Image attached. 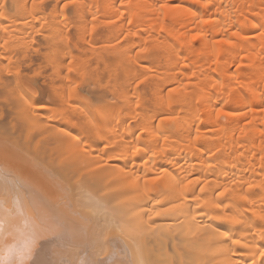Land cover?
<instances>
[{
    "label": "bare ground",
    "instance_id": "1",
    "mask_svg": "<svg viewBox=\"0 0 264 264\" xmlns=\"http://www.w3.org/2000/svg\"><path fill=\"white\" fill-rule=\"evenodd\" d=\"M84 3L87 7L76 26L79 34L82 31L80 44L71 39L67 29L68 39L60 38L58 29L64 26L54 22L59 21L57 12L61 11L56 0H45L35 10L32 0H0V23L9 28L8 33L0 31V62L11 58L12 64L21 59L25 63L28 53L19 43L35 45L37 29L43 25L44 29L38 30L48 50L42 53L41 47L35 46L36 56L42 53L46 64L55 66L54 73L67 80L64 83L74 80L72 72L84 78L64 86L55 97L51 93V100L47 92L50 101L40 108L36 101L44 97L33 95L24 86L31 78L17 76L19 71L12 73L11 68L6 73L1 69L0 117L6 107L11 111L17 106L6 121L13 130L8 132L14 134L20 124L27 129L25 139L30 143L34 135L42 134L55 145L42 142L39 148L40 137L39 145L30 149L18 141V135L20 139L9 138L10 143L0 138V168L22 165L29 169L51 206L70 217L73 228L95 232L96 239L108 224H121L152 260L251 264L255 259L261 264L264 258L249 253L264 248V241L256 235V229L264 226L259 218L264 214V112L260 111L264 107V0ZM161 4L180 7L162 15L158 10ZM202 18L211 22L201 24ZM92 24L96 30L85 40L84 31ZM68 27L73 28L71 23ZM194 35L198 37L195 40ZM13 39L20 41L16 46L23 49L21 53L14 52L13 43L11 52ZM226 40L231 43H222ZM91 61L95 68L89 74L80 66ZM5 75L15 76L13 83ZM140 80L144 83L137 87ZM173 88L177 91L170 95ZM8 94L14 96L13 101ZM66 94L71 96L67 103ZM137 99L139 108L135 107ZM225 100L228 103H223ZM218 106L225 112L243 114L217 118ZM166 116L175 119L161 123ZM6 122L0 123V136L8 138ZM145 127L148 131L142 132ZM154 130L160 135H152ZM161 137H166V142ZM133 146L140 151L133 153ZM188 181L192 183L182 193ZM225 187L229 191L220 196ZM88 193L107 206V223L104 216L82 207ZM77 212L91 222L85 223ZM225 232L242 244H232L222 235ZM50 240L46 259L56 261L66 251H72L69 258L85 256L83 251H73L80 243L78 238ZM243 243L259 247L243 248ZM124 246L123 240H114L112 247L103 249L102 258L107 259L115 248L119 254L114 259H123L119 250ZM100 249L98 243L97 252Z\"/></svg>",
    "mask_w": 264,
    "mask_h": 264
},
{
    "label": "snow or ice",
    "instance_id": "2",
    "mask_svg": "<svg viewBox=\"0 0 264 264\" xmlns=\"http://www.w3.org/2000/svg\"><path fill=\"white\" fill-rule=\"evenodd\" d=\"M33 9L35 10L39 6H43L45 0H32ZM59 4L61 11L57 12L60 17L59 21H54L59 24H63V29H58L61 39H68L65 29L70 31L68 27L69 23L72 27H76L80 23V16L83 9L87 7L84 0H56ZM179 5H159V11L162 15L165 14V10L170 8H178ZM3 15V13H0ZM120 15H123L122 13ZM71 17V21L70 18ZM35 18V17H34ZM96 17L93 16L92 20L95 21ZM112 21H109L111 23ZM211 21L209 19H201V24H208ZM24 23H29V21H24ZM44 23H48L45 21ZM128 23H131L129 20ZM43 27V25H41ZM95 24L91 25V31L95 32ZM0 31L4 33L9 32V28L3 23H0ZM37 32L39 30L37 29ZM236 35V33H233ZM264 35V33H262ZM197 36H193L192 39H197ZM7 44V40L4 42ZM222 43L230 44L231 41H222ZM143 51V49H141ZM215 63V61H213ZM72 62L68 63V71H73L71 66ZM43 65L41 69L32 74V78L25 81V87L35 96L42 95L46 89L49 81L47 78L41 80L39 77L42 75ZM20 76V73H16ZM195 75V73H193ZM147 79V77H145ZM144 80H140L137 84H143ZM75 87H78L76 85ZM177 89L173 88L171 92H176ZM59 95V93L57 92ZM71 99V96L65 95L64 102L67 103ZM170 103V101H169ZM223 103H228L227 100ZM36 107L44 108L47 104L43 100L36 101ZM32 107V105H29ZM135 107H140V100L135 101ZM255 111L256 109H250ZM260 111L264 112V107L260 108ZM243 113L239 111H228L225 112L224 108L218 106L215 109V115L217 118L224 116H240ZM175 118L172 116H166L161 120L164 123L165 120L172 121ZM142 132H147L148 128L145 127L141 130ZM243 134V133H242ZM152 135H160L158 130H154ZM165 139L166 137H161ZM199 132L195 139H199ZM132 152H139V147H132ZM163 150V149H161ZM155 155V153H153ZM157 177L156 179H158ZM148 181H145L147 183ZM154 182V181H153ZM192 181H188V184L183 185L181 192L187 189ZM249 187L253 185L249 184ZM69 191V189H65ZM204 188H200V192H203ZM229 191L228 187H225L223 191L219 193L223 196ZM87 201L82 205L88 211L93 212L97 216H104L105 222L107 223V216L105 215L109 210L106 205L102 202L95 200L90 193L87 194ZM198 203L197 207L201 206L200 198L196 197ZM247 199V197H245ZM71 207V205H68ZM215 207L219 208V204H215ZM76 215L81 216V219L85 223H90L88 218L83 217L81 213L77 212ZM159 215V213H155ZM255 215V212H254ZM259 218L264 221V214H260ZM235 222H239L235 217H232ZM114 220V216H113ZM109 232H116L117 235L109 237ZM142 235V234H138ZM225 237L231 239V243L234 245H241L242 241L240 239H232L229 237L228 233H222ZM256 235L261 241H264V226L256 229ZM50 238H55L58 241H64L66 239H76L78 238L80 243L75 247L73 251L85 253L84 257L77 259L69 258L72 255V251H66L63 258L56 261L46 259L48 244L51 242ZM123 240L124 247L119 251L124 254L123 259H114L119 253L113 248L112 253L108 255L107 259L102 258L103 249L105 247H112L114 240ZM11 241H15L12 243ZM101 245V249L97 252V244ZM243 248L259 247V245L243 243ZM91 249V252L88 249ZM243 255V253H242ZM249 255L255 257L259 255L264 258V248H260L259 252L252 251ZM0 264H189L188 261L183 260H152L148 258L143 250L141 242L136 239L131 233L127 232L126 229L119 223L108 224L104 233H101L99 239L95 238V232L89 234L83 229H76L72 227L71 218L65 216L57 208L51 206L50 201L43 197L37 185L32 178L31 171L22 165H17L15 167H2L0 168ZM240 264H244L243 261ZM251 264H256L255 259L251 261ZM261 264H264V259L261 260Z\"/></svg>",
    "mask_w": 264,
    "mask_h": 264
},
{
    "label": "rangeland",
    "instance_id": "3",
    "mask_svg": "<svg viewBox=\"0 0 264 264\" xmlns=\"http://www.w3.org/2000/svg\"><path fill=\"white\" fill-rule=\"evenodd\" d=\"M41 28L44 29V27H38V29H40V30H41ZM36 29H37V28H36ZM43 29H42V30H43ZM70 29H71V30L69 31V32H70L69 35L72 36L71 39L74 40L75 42H77V43L79 42V43L81 44L82 41H81V39L79 38V35L82 34V33H81L82 31L80 30V34H79V29H78V27H76V28H75V27H73V28L70 27ZM40 30H39V34H37V35L35 34V35H36V36H35V37H36V40H35V37H34L35 45H33L32 42L30 41V43L33 45L32 47H31L29 41L27 40V39H29V38L26 39L28 42L24 41V43H22V44H21L20 41H17V43H16L15 39H13L14 42H13V41L10 42V47H11V44L13 43V44H12L13 47L17 48V51H16V50L14 51L15 48L13 49V47H11V49H13V50H11L12 53H14V52L17 53L18 51H19V53H21V52L23 51V49L26 48V49H24V50L26 51V53H28V54H26V55H28V58H29V59H28V58H24V59H26V60L28 59L27 62H26V60H24L25 63L23 62V59H21L22 62H21V61H20V63H16V62H15V64H12L14 61H12L11 58H10V61H8L9 59L3 60L2 62H3L4 64H3L2 62H0V72H1V69H3L2 71H4V73H6L7 69L10 70V68H11V71H13L12 73H14L15 70H16V71H19V72H20V75H21L22 77H24L23 75H26V77L28 76V77L32 78L31 75H32L34 72L40 70V69H41V66H40V65H43L42 75H41V77H39V79L43 80V79L47 78V80L49 81V84L47 85V90H46V92H45V95H44V93H43L42 95H40V97L43 96L44 98L42 97L43 99H42V98H41V99L44 100V101H50L51 99H53V97L50 99V94H51V93H52V96L55 97V95H57V91H58V93H59V91L62 90V89L64 88V86H71V85L73 86L76 82H80V81L83 80L84 78H83V75H82V74H78V73L74 74V73L72 72V74L74 75L73 78H74V77H75V78H74V80H72L70 83H68V84H70V85H68L67 83H64V82H66L67 80H66L63 76H60V77H59L57 74L54 73L55 66H54V65L52 66L51 63H49V62H47V64H46L45 61H47V60H45V57H44L43 54H42V53H45V52L48 50V49H47L48 47H47V46H46L47 48L43 47V45L45 46L47 43H46V41L44 40L43 35L41 34V31H42V30H41V31H40ZM77 31H78V32H77ZM90 31H91L90 28H87V29L84 31V34H83L84 36H83V37H84L85 40L89 39L88 36L90 35ZM74 33H75V34H74ZM77 33H78V35H77ZM86 33H87L88 35H87ZM13 34H15V33H13ZM16 34H17V33H16ZM16 34L13 35V36H16ZM18 34H20V32H19ZM18 34H17V36L20 37L21 34H20V35H18ZM40 34H41V35H40ZM22 35H23V34H22ZM73 35H74V36H73ZM41 36H42V37H41ZM77 36H78V37H77ZM80 36H82V35H80ZM85 36H86V37H85ZM37 37H38V38H37ZM39 38H41V39L39 40ZM73 38H74V39H73ZM37 39H38V40H37ZM42 40H43V41H42ZM18 42H20L19 44L22 45V46H21V48H23L22 50H19L18 47L16 46V44L18 45ZM39 42H40V43H39ZM82 44H83V43H82ZM25 45H27L28 47H27V46L25 47ZM38 45H39V47H41V48H40V50H41L40 52H42V53H39L40 55L37 54V56H36V53H35L36 51H34V50H36V48H35V49H33V48H34L35 46H38ZM47 45H48V44H47ZM10 47H9V48H10ZM39 47H38V48H39ZM42 47H43V48H42ZM19 48H20V47H19ZM27 49H29V50H27ZM13 51H14V52H13ZM20 51H21V52H20ZM15 57H16V56H14V59H16ZM41 57H42V58H41ZM30 58H31V59H30ZM14 59H13V60H14ZM35 60H36V61H35ZM37 60H38V61H37ZM43 60H44V62H43ZM30 61L32 62V64H29ZM40 61H41V62H40ZM8 62H9V63L12 62V63L9 64ZM34 62H35V63H34ZM22 63H23V64H22ZM33 63H34V64H33ZM39 63H40V64H39ZM83 63H84V62H83ZM85 63H87V62H85ZM27 64H28V66H26ZM48 64H49V65H48ZM80 64H81V63H79V65H80ZM87 64H88V65H87ZM87 64H85V65H84V64H81V65H83V66H80V68L83 69L84 66H85L86 69H87V70L85 69L86 72L89 71L88 73H89V74H92V73H93V70H94L93 67L95 68V61H93V62L91 61V62H89V63H87ZM92 64H93V65H92ZM4 65H5V66H4ZM13 65H17V67H16V66H13ZM29 65H30V66H29ZM91 65H92V66H91ZM25 66H26V67H25ZM38 66H39V67H38ZM1 67H2V68H1ZM15 67H16V68H15ZM35 67H36V68H35ZM88 67H89V68H88ZM5 68H6V69H5ZM12 68H13V69H12ZM29 68H30V69H29ZM53 68H54V69H53ZM34 69H36V71H35ZM82 69H79V71L82 70ZM26 70H27V71H26ZM29 70H30V71H29ZM83 70H84V69H83ZM83 70H82V71H83ZM85 70H84V71H85ZM11 71H10V72H11ZM82 71H81V72H82ZM26 72H27V73H26ZM50 72H51L52 74H51ZM12 73H11V74H12ZM23 73H24V74H23ZM44 73H46V74H44ZM72 74H71V75H72ZM13 75H15V74H13ZM13 75H12V76L9 75L10 77H8L7 75H5V77L7 76V78L11 80V83H13V81H14V79H15L14 77L16 76V75H15V76H13ZM43 76H44V77H43ZM77 76H78V77H77ZM87 76H90V75H87ZM87 76H86V77H87ZM28 77H27V79H28ZM55 77H56V78H55ZM61 77H62V78H61ZM86 77H85V78H86ZM58 78H59V79H58ZM63 78H64V79H63ZM81 78H82V79H81ZM88 78H89V77H87V79H88ZM57 79H58V81H57ZM12 80H13V81H12ZM28 80H29V79H28ZM60 80H61V81H60ZM50 82H51V83H50ZM61 83H62V84H61ZM56 84H57V85H56ZM50 85L53 86L54 88H57V87H58V88H57V91H55V89L53 90V89H52L53 87H51ZM49 86H50V88H49ZM49 89H50V90H49ZM52 90H53V91H52ZM51 91H52V92H51ZM54 91H55V94H54ZM47 92H49V94H48ZM47 94L49 95V98L47 97V96H48ZM8 95H9V94H8ZM7 97H8V96H7ZM12 97H14V96H13L12 94H10V95H9L10 101H13V100H12V99H13ZM46 98H48V99H50V100H47ZM0 99H1V97H0ZM16 107H17V106L15 105V108H13V110H11L12 112L9 110V108H7V107L5 108L6 110H5V113L3 114V117H0V119H2V121H1L0 123H1L2 125L4 124V122L8 121V119L10 120L11 116L13 115V113H15V111L17 110ZM5 114H6V116H5ZM7 114H8V115H7ZM5 117H6V118H5ZM3 121H4V122H3ZM2 122H3V123H2ZM7 123H8V122L5 123V126H6ZM5 126H4V130H7L6 132H7L9 135H8V138H6L7 135H6V137H3V136L1 135L0 138L3 139V141H5V139L8 140L9 138H10V139H13V140H17V139L20 137L21 140H18V141H21V142L25 143V144H26L25 147H26V148H30V149H34V148H36V144H38L37 142H38V140H40V139H41V140H40L41 142L39 141V143H41V146L38 144V145H39V148L42 147V144H43L42 142H44V144H46V145H47V143H49L50 146H52V145L54 146V145H55V143H53V141H52L51 139H46V138H45V135H42V134H41V135H34L35 137H33V139H32V143H30V142H31L30 140L28 141V140L25 139V136H26V134H27V133H26V132H27V129H26L24 126L20 125V124H18L17 127H16V128H18V129H15V132H16V133L14 132V134L12 133V135H11L10 133H11L13 130H12V129H9L8 126H6L7 129H5ZM0 128H2L1 130H3V127L0 126ZM20 128H21V130H20ZM9 130H11L10 133L8 132ZM0 132H1V131H0ZM6 132L4 131V133H6ZM1 133H2V132H1ZM17 135H18L19 137H18ZM14 136H15V138H16V136H17L18 138L14 139V138H13ZM40 137H41V138H40ZM42 137H43V138H42ZM20 138H19V139H20ZM39 138H40V139H39ZM10 139H9V141H5V142H6V143H7V142L10 143ZM14 142H15V141H14ZM14 142L11 141V143H14ZM34 143H35V144H34ZM51 143H53V144L51 145ZM32 144H34V145H32ZM38 145H37V147H38Z\"/></svg>",
    "mask_w": 264,
    "mask_h": 264
}]
</instances>
